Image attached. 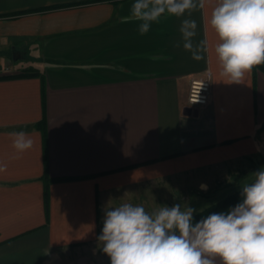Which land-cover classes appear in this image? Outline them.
Masks as SVG:
<instances>
[{"label":"crops","instance_id":"1","mask_svg":"<svg viewBox=\"0 0 264 264\" xmlns=\"http://www.w3.org/2000/svg\"><path fill=\"white\" fill-rule=\"evenodd\" d=\"M132 2L0 0V264H105L92 247L106 207L152 198L187 169L264 165V73L220 75L209 9L141 34L120 22ZM184 20L203 59L183 46ZM208 68L211 101L189 107ZM21 131L33 141L23 153Z\"/></svg>","mask_w":264,"mask_h":264},{"label":"clouds","instance_id":"2","mask_svg":"<svg viewBox=\"0 0 264 264\" xmlns=\"http://www.w3.org/2000/svg\"><path fill=\"white\" fill-rule=\"evenodd\" d=\"M205 8L220 75L228 83H244L264 65V0H133L120 22L137 23L145 34L166 14L180 17ZM195 29L194 21L184 20L180 31L185 50L199 60L207 45L202 41L193 48ZM11 136L17 152L32 148L25 132ZM4 171L6 165L0 164ZM251 177L240 186L239 203L199 221L194 220L197 210L181 203L151 212L131 202L106 207L97 237L101 250L110 264H264V167Z\"/></svg>","mask_w":264,"mask_h":264},{"label":"rangeland","instance_id":"3","mask_svg":"<svg viewBox=\"0 0 264 264\" xmlns=\"http://www.w3.org/2000/svg\"><path fill=\"white\" fill-rule=\"evenodd\" d=\"M262 167L264 165L261 160L250 158L242 162H220L187 169L168 180L160 181L159 190L152 198L145 195L147 199H133L129 202L140 204L149 212L162 205L171 207L176 203H181L182 206L187 204L197 210L194 213L196 215L225 197L240 191V186L251 181V173ZM201 185H205L206 189H202ZM101 223L103 227V220ZM92 249L98 252L102 260L106 262L105 264H110L109 257L102 252L98 241Z\"/></svg>","mask_w":264,"mask_h":264},{"label":"built area","instance_id":"4","mask_svg":"<svg viewBox=\"0 0 264 264\" xmlns=\"http://www.w3.org/2000/svg\"><path fill=\"white\" fill-rule=\"evenodd\" d=\"M213 73L208 68L205 72L190 80L189 91L187 95V105L189 107H199L210 103L212 98ZM198 102L193 103L198 98Z\"/></svg>","mask_w":264,"mask_h":264},{"label":"trees","instance_id":"5","mask_svg":"<svg viewBox=\"0 0 264 264\" xmlns=\"http://www.w3.org/2000/svg\"><path fill=\"white\" fill-rule=\"evenodd\" d=\"M53 7H49L48 9H51ZM254 70H260L264 73V65L262 66H258L256 68H254ZM49 182H46V190H45V198H46V202L47 204L49 203ZM240 191H238L237 193H234L228 197H225L224 199H222L221 201H219L218 203H215L214 205L208 207L206 210L199 212L198 214L194 215V220L195 221H199L202 216L210 214L211 212H219V211H225L227 209H229L230 207H234L237 203L240 202Z\"/></svg>","mask_w":264,"mask_h":264}]
</instances>
